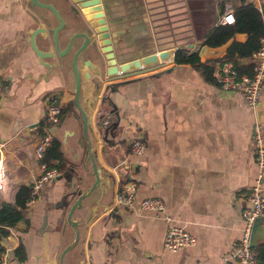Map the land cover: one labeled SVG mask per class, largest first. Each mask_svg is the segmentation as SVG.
Returning a JSON list of instances; mask_svg holds the SVG:
<instances>
[{
	"label": "crops",
	"instance_id": "obj_1",
	"mask_svg": "<svg viewBox=\"0 0 264 264\" xmlns=\"http://www.w3.org/2000/svg\"><path fill=\"white\" fill-rule=\"evenodd\" d=\"M26 5V0H0V154L7 175L0 199L7 201L15 184H35L42 172L34 156L38 137L33 126L44 115L47 86L28 73L31 55L26 38L35 25ZM227 5L232 6L225 2V8ZM218 7L219 13L217 8L213 10L211 26L197 38L199 41L220 23L225 8ZM176 10L182 9L178 6ZM234 38L244 41L247 34L240 32ZM234 38L221 46H209L206 54L189 50L199 52L201 62H206L223 56ZM159 41L163 43L162 38ZM169 47L161 46L160 50ZM154 71L158 72L154 77L153 71L139 72L140 79L130 78L114 88L106 105L98 101L103 86L94 102L82 103L90 110L91 136L97 137L95 156L102 188H110L99 203L101 188H97L74 211L80 240L65 254V264H224L225 254L243 235V213L249 206L244 194L259 174L253 124L261 120L264 129V93L258 117L241 92L208 80L193 63H177L174 58ZM84 94L86 99L92 97L93 88L87 85ZM104 107L112 110L104 120L118 124L116 129L112 126L117 142L108 146L99 136L95 119ZM63 109L53 127L54 137L61 140L69 166L77 174L69 170V177L51 178L37 190L28 205V221H20L1 241L10 249L11 264L45 263L43 230L51 254L71 244L75 229L64 222L76 199L70 193L71 180L82 176L84 182L78 185L82 189L95 181L83 145L81 117L75 113L76 106L63 105ZM137 137L147 142L143 155L131 153V143ZM133 182L138 199L162 198L173 222L193 233L197 243L177 252L164 249L168 223L163 213L143 211L137 204L127 206L116 200L119 189ZM261 188L264 192V175ZM20 245L24 259L15 252Z\"/></svg>",
	"mask_w": 264,
	"mask_h": 264
},
{
	"label": "flooded vegetation",
	"instance_id": "obj_2",
	"mask_svg": "<svg viewBox=\"0 0 264 264\" xmlns=\"http://www.w3.org/2000/svg\"><path fill=\"white\" fill-rule=\"evenodd\" d=\"M26 4L34 28L41 32L32 41L30 34L26 38L31 55L28 73L47 86L44 98L56 96L65 106H76V100L94 102L102 86L98 101L110 103L114 88L141 78L140 66L129 77L126 65L131 60L142 63L145 54L160 51L157 20L151 17L147 0H26ZM87 85L93 88L88 99ZM111 111L104 107L96 115L106 119ZM75 113L80 116L77 109ZM40 123L33 126L36 132Z\"/></svg>",
	"mask_w": 264,
	"mask_h": 264
},
{
	"label": "built area",
	"instance_id": "obj_3",
	"mask_svg": "<svg viewBox=\"0 0 264 264\" xmlns=\"http://www.w3.org/2000/svg\"><path fill=\"white\" fill-rule=\"evenodd\" d=\"M257 7L264 13V2L258 3ZM235 16L231 5H227L225 12L220 19V23L232 24ZM253 74H239L230 61L216 64V81L219 85L241 92L248 105L255 110L261 101L264 93V37L260 49L254 53ZM63 111V104L56 96H49L45 101V111L40 123V136L36 139L34 153L35 158L40 161L51 145L54 138V126L59 122ZM108 122V121H105ZM263 123L256 120L253 124V140L255 145L256 161L259 168L256 183L244 195L249 202V206L244 210L245 226L242 237L235 241L224 256V264H255L257 252L251 246V232L255 219L262 217L264 221V192L261 188V179L264 175V134ZM147 142L143 137L135 138L131 143V153L133 155H143L146 151ZM42 172L35 180L34 194L45 181L57 177L60 173L57 168H47L45 163L40 164ZM6 168L0 154V189L6 180ZM136 183L124 184L116 194L118 203L134 206L137 204L143 211L163 213L164 220L168 223L163 239V247L169 252H177L188 246L197 243V237L185 227L173 222L171 214L166 212V203L160 197L137 198ZM35 196L28 202L32 203ZM4 247V246H3ZM10 249L0 248V264L10 263ZM107 264V263H94Z\"/></svg>",
	"mask_w": 264,
	"mask_h": 264
},
{
	"label": "trees",
	"instance_id": "obj_4",
	"mask_svg": "<svg viewBox=\"0 0 264 264\" xmlns=\"http://www.w3.org/2000/svg\"><path fill=\"white\" fill-rule=\"evenodd\" d=\"M221 6L224 9L225 2H222ZM232 8L235 22L232 24L219 23L213 26L206 34L203 42L211 47L221 46L240 32L247 34L244 41L234 38L223 56L211 58L206 62H201L199 52H190L188 48L182 47L176 50L175 61L177 63L195 64L210 81H216L215 64L217 62L230 61L239 74H253L255 66L253 55L260 49L264 37V13L260 11L254 2L246 0H241L240 3L234 4ZM243 60H248V62L244 63ZM112 142L114 141H110V143ZM40 163H45L49 169L57 168L60 174L69 172V160L62 150V142L59 138L56 136L53 138ZM33 196H36L34 194V184H21L13 201H0L1 249H4L1 241L10 234L11 228L22 220L28 221V202ZM254 249L257 252L255 264H264V243L254 247ZM15 252L21 259L25 258L22 245L17 247Z\"/></svg>",
	"mask_w": 264,
	"mask_h": 264
},
{
	"label": "water",
	"instance_id": "obj_5",
	"mask_svg": "<svg viewBox=\"0 0 264 264\" xmlns=\"http://www.w3.org/2000/svg\"><path fill=\"white\" fill-rule=\"evenodd\" d=\"M41 3H39L40 5ZM255 5H257L255 3ZM40 30L37 28H33L29 31V34L31 36H33L32 38H30V40L32 41V39H34V36L37 34H40ZM182 45H178L176 47H169V48H164L161 49L158 52H154L151 54H145V56H143L142 58V63L138 62V61H133L131 60L129 62V64L126 65V68H128L127 72H130V74L136 73V67L140 68L138 70V72H149V71H153V69L155 67H159L160 65H164L167 62L171 61L174 59V55L176 50L182 48ZM188 48L193 49L194 51H199L200 54H206L207 51L209 52L210 48L207 44H204L203 41H197L194 43H189L187 45ZM136 66V67H135ZM125 68V67H124ZM169 70V69H168ZM76 108L77 111H79L81 120H82V126H83V138H84V144L86 146L87 149V159H89L92 162V169H93V175L95 176V181L93 182V184L86 188V189H82L79 188L78 185L82 184L84 182L82 176H78V180L72 179L71 180V188H72V192L71 196L75 197L76 199L75 201L72 203L66 219H65V225L69 224L70 226H72L75 229V240L67 245L60 253L59 251H55L53 254L50 253L49 251V245L47 242V233L43 230V235H44V243H45V252H44V257L46 258L45 263L43 264H65L64 261V256L65 254L71 249L73 248L80 240V230H79V222L75 219H73V214L74 211L77 208H81L82 207V200L84 198H86L88 195H91L97 188H101V193L97 199V203H99L100 201L104 200L107 196H108V191H109V186L106 185V187L102 188V178L100 175V169L98 168L97 165V158L95 156V146H96V140L97 137H95L93 135V138L91 136L92 133V127L90 125V110H87L83 107V105L76 100ZM257 113L260 115V103L258 104V106L256 107ZM96 119V123H97V128H98V133L100 138L102 139V141L104 142V144H106L108 146V144H110V141H114L117 142V140H115V135L113 134L112 130L108 131L103 129V126H106L109 124L108 122H105V120L103 119L102 115H96L95 117ZM261 121V120H259ZM105 148V147H104ZM106 150V149H104ZM69 170L72 173L77 174V171L74 169V167L69 166ZM62 177H69V173H64V174H59L58 175V179L62 178ZM73 178V177H72ZM69 203V202H68ZM67 203V204H68ZM86 221H89V219H87ZM64 231V230H63ZM64 233V232H63ZM264 243V221L262 219V217H257L253 223V227H252V232H251V246L252 247H256L260 244Z\"/></svg>",
	"mask_w": 264,
	"mask_h": 264
},
{
	"label": "rangeland",
	"instance_id": "obj_6",
	"mask_svg": "<svg viewBox=\"0 0 264 264\" xmlns=\"http://www.w3.org/2000/svg\"><path fill=\"white\" fill-rule=\"evenodd\" d=\"M147 2L151 5V17L157 20L158 40L160 38L163 40L160 46L182 45L185 48H188V43L195 39L198 40L197 38L201 37L202 32L211 26V20L215 15L213 10L215 11L217 8L218 14L220 8L218 6H221L222 2H228L232 6L237 4V0H147ZM171 6L175 8L171 9ZM178 6L182 9L179 12L176 10ZM113 124H108L107 127L103 126V129L113 132ZM117 126L118 124L115 125V129ZM34 135L38 137L40 132L35 131ZM19 186L20 184H15L9 190L11 200L8 201L14 200ZM3 200L5 199H0V201Z\"/></svg>",
	"mask_w": 264,
	"mask_h": 264
}]
</instances>
